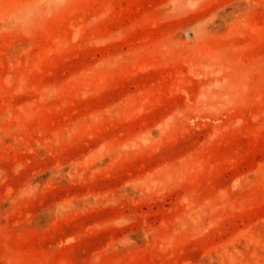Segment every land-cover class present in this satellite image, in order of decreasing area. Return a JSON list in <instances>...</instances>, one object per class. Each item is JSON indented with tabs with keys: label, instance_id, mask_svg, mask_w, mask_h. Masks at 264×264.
<instances>
[{
	"label": "rangeland",
	"instance_id": "1",
	"mask_svg": "<svg viewBox=\"0 0 264 264\" xmlns=\"http://www.w3.org/2000/svg\"><path fill=\"white\" fill-rule=\"evenodd\" d=\"M0 264H264V0H0Z\"/></svg>",
	"mask_w": 264,
	"mask_h": 264
}]
</instances>
